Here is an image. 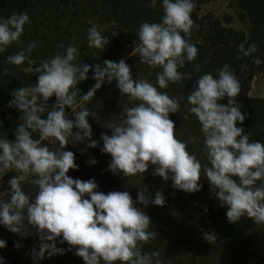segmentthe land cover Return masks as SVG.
I'll return each mask as SVG.
<instances>
[{
    "label": "clouds",
    "instance_id": "obj_1",
    "mask_svg": "<svg viewBox=\"0 0 264 264\" xmlns=\"http://www.w3.org/2000/svg\"><path fill=\"white\" fill-rule=\"evenodd\" d=\"M156 4L157 0H150L149 6ZM194 7L193 0H162L161 22H144L139 27L135 52L141 63L162 69L156 76L159 89L182 81L185 77L178 69L197 58V47L185 39L194 27ZM29 22L27 12L0 18V54L13 43H21ZM87 39L96 49L104 50L109 43L96 27L88 30ZM35 47L33 42L26 51L7 56V62L16 66L27 62L24 71L38 74V82L11 94L9 107L23 113V122L14 141L0 138V177L10 171L17 173L8 181L11 191H0V225L21 238L35 230L40 245L31 250L34 264L45 257L64 255L65 249L57 246L58 241L67 243L69 251L74 248V254L85 264H163L153 259L158 253L141 251V242H148L155 233L149 230L150 217L136 206H164L162 192L151 199L140 191L134 202L128 191L105 194L97 190L94 179L82 181L68 175L70 170H78L74 153L65 150L69 139L73 144L87 142L89 148L98 146L92 139L90 112L83 105L105 82L115 81L122 95L138 102L125 110L121 124H109L111 136L101 134V151L112 157L109 170L113 174L129 177L147 173L154 166L153 174L172 180L174 189L196 193L203 188L199 183L203 171L220 206L227 207L230 223L247 217L256 225H264V143L250 142V134L237 126L246 117L234 99L240 92V83L230 65L219 69L216 77L202 75L187 97L189 111L198 118L204 136L210 166L202 169L201 161L174 132L170 114L180 111V103L147 80H134L123 59L119 63L105 60L103 67L75 63L78 49L68 46L64 54L33 66L36 63L29 57ZM256 51L254 43L247 48L240 46L243 57ZM262 62L258 57L253 61L257 65ZM90 71L96 83L78 102V85L89 78ZM52 97H56V103L48 110ZM225 97L229 98L227 105L220 103ZM66 108L72 109L74 120L68 118ZM46 111L47 119H43ZM74 128L78 130L75 133ZM37 132L39 140L33 138ZM50 138L59 142L60 150L41 145ZM90 163L95 165L97 161L93 158ZM29 180L37 188L34 199L22 188ZM204 238L211 242L216 236L205 233ZM5 247L6 241L0 239V249ZM15 247L19 249L21 245L17 243ZM0 264H6L3 257Z\"/></svg>",
    "mask_w": 264,
    "mask_h": 264
},
{
    "label": "trees",
    "instance_id": "obj_2",
    "mask_svg": "<svg viewBox=\"0 0 264 264\" xmlns=\"http://www.w3.org/2000/svg\"><path fill=\"white\" fill-rule=\"evenodd\" d=\"M244 18L247 20L249 30L247 33L234 27L226 26L221 20L211 13L201 14L202 0H197L191 14L194 27L191 34L186 36L190 43L198 49L197 58L192 62H186L183 68L178 69L184 74L180 82L169 83L165 89H159L156 81L157 73L162 71L159 67H150L141 63L135 48L139 43L137 36L139 27L144 22L159 23L164 15L162 0H157L155 7H150V0H0V18H8L12 14L27 12L29 23L25 26L21 43H13L6 51L0 54V121L2 127L16 130L23 122V113L14 107H9L12 93L22 87L35 86L38 82V74L25 72L27 62L16 66L7 62L8 55H14L21 50L26 51L29 44L35 42L36 47L32 50L29 59L37 66L44 60L54 57L56 54H64L68 46L78 49V58L75 63H83L90 66L97 64L104 66L105 60L119 63L124 60L131 68L133 79H143L152 83L159 91L166 92L170 98L181 97L183 105L189 109L191 105L187 101L189 93L195 87L196 80L206 73L217 76L218 70L225 64L231 66L239 79L240 92L234 99L237 106L245 115L244 123L237 124L244 129L245 134H250V142L259 141L264 143V99L253 98L249 95L253 78L257 75L264 77V62L257 65L253 63L257 57L264 61V0H237ZM92 27H110L113 31V45L108 49H96L90 45L87 39L88 30ZM256 44L257 51L251 56L243 57L240 54V46L247 48ZM196 65H199L197 69ZM7 69V73H5ZM94 73L89 72V78L78 85L79 97L86 94L96 83ZM228 97L220 103L227 105ZM56 103V97L50 98L48 110ZM137 101L121 94L116 87V82H105L96 91L91 101L85 102L90 116L88 121L93 129L92 139L98 142L96 148L87 147V142L73 144L69 139L66 151H71L75 156L78 170H70L68 175L73 179L87 181L94 179L98 185V191L105 194L112 191H128L135 202L140 191L154 198L159 191L165 190L163 180L153 174V168L147 173L134 176L113 174L109 170L112 157L102 153V133L112 135L109 124H121L123 114L127 108L133 107ZM80 110L79 107L76 109ZM69 119H75L71 108H66ZM189 138L192 144V154L195 155L202 165H209L207 153L204 151V136L198 118L189 111ZM47 119V111L42 115ZM0 127V128H2ZM77 129H73L75 133ZM33 138L39 140V133H33ZM41 145H47L50 150H60L59 142L50 138L41 141ZM97 163L91 164V159ZM154 177H151L153 176ZM17 173L8 172L0 179V191L10 192L8 181ZM204 184L208 189L207 196L215 203L217 213L213 222V233L217 240L224 241L227 248L223 252L220 264H264V255H257L252 249V243L245 235V217L239 222L230 223L226 212L227 207H221L219 199L213 194L209 181L201 173ZM146 181V182H145ZM146 183V184H145ZM258 183H260L258 181ZM23 190L35 198L37 188L29 181L22 184ZM6 200L8 197L5 198ZM147 206L137 204L141 210H148ZM27 223V221H25ZM0 239L6 241V247L0 249V257L6 264H34L31 250L38 248L40 240L35 230L27 238H21L9 232L0 225ZM21 247L17 249L15 245ZM57 246L65 249L64 255L45 257L39 264H85L81 257L74 254L75 249L69 251L67 243ZM143 242H141V247ZM119 264V262H117Z\"/></svg>",
    "mask_w": 264,
    "mask_h": 264
},
{
    "label": "rangeland",
    "instance_id": "obj_3",
    "mask_svg": "<svg viewBox=\"0 0 264 264\" xmlns=\"http://www.w3.org/2000/svg\"><path fill=\"white\" fill-rule=\"evenodd\" d=\"M202 1V15L211 13L226 26L234 27L244 33L248 32L247 20L237 0ZM196 2L197 0H193L194 4ZM98 30L109 40L105 49L110 48L113 45V31L110 27L98 28ZM249 95L264 99V77L257 75L253 78ZM175 99L180 103V111L170 114V119L175 125L174 132L179 140L186 143L187 150L192 154L193 148L189 138V108L182 104L181 97ZM15 133L16 130L0 128V138L14 141ZM152 168L154 166H150V169ZM159 178L166 187L162 191L166 203L162 207L151 204L147 211L142 210L151 219L152 225L149 230L155 233L148 242H143L142 253H158L159 256L153 259H160L163 264H220L223 252L227 248L226 244L217 238L211 242L204 238L205 233L214 234L213 222L217 213L215 203L206 194L208 189L204 179L201 178L199 181L203 185L201 191L186 193L174 189L172 180L165 181L160 176ZM245 223V235L252 243V249L257 255H264V225H256L247 217Z\"/></svg>",
    "mask_w": 264,
    "mask_h": 264
}]
</instances>
